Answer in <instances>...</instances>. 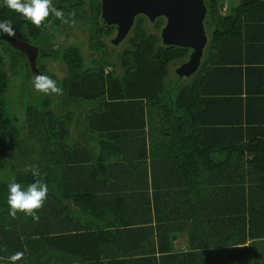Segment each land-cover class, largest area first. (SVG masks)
Segmentation results:
<instances>
[{
	"label": "trees",
	"instance_id": "obj_1",
	"mask_svg": "<svg viewBox=\"0 0 264 264\" xmlns=\"http://www.w3.org/2000/svg\"><path fill=\"white\" fill-rule=\"evenodd\" d=\"M205 5L203 58L172 85L169 66L186 63L190 50L163 47L160 22L151 34L137 19L118 73L79 45L51 43L55 16L37 27L0 5V21L11 20L12 36L38 49L37 69L64 100L28 107L23 129L13 125L8 74L29 64L0 32V172L49 188L33 220L9 215L0 182V264L15 252L23 256L14 264H48L55 253L72 259L66 264H264V249L256 252L264 242V140L256 129L264 120L249 118L241 70L230 59L238 55L237 13L222 15L217 0ZM51 62L63 78L48 72ZM175 234L185 236L186 251L172 250Z\"/></svg>",
	"mask_w": 264,
	"mask_h": 264
},
{
	"label": "water",
	"instance_id": "obj_2",
	"mask_svg": "<svg viewBox=\"0 0 264 264\" xmlns=\"http://www.w3.org/2000/svg\"><path fill=\"white\" fill-rule=\"evenodd\" d=\"M98 1L101 4L100 23L104 27L116 28V35L110 42L112 46H118L125 40L137 16H144L150 23L164 18L165 25L159 36L161 45L190 50L188 61L177 68V75L185 78L195 72L208 44V31L204 24L207 15L205 0ZM4 40L27 57L32 78L41 74L36 68V49L13 43L10 38Z\"/></svg>",
	"mask_w": 264,
	"mask_h": 264
},
{
	"label": "rangeland",
	"instance_id": "obj_3",
	"mask_svg": "<svg viewBox=\"0 0 264 264\" xmlns=\"http://www.w3.org/2000/svg\"><path fill=\"white\" fill-rule=\"evenodd\" d=\"M83 4L85 8L83 7L82 9H84L85 13H94L95 2H93L92 0H83ZM85 13H76L77 18H75L72 23V28L70 27L67 33H56V29H53L52 32H54V35L57 36L59 42L70 44L75 41V43L80 46L81 51L84 53L85 57H93V59L96 58L98 63L100 64L102 60L104 62L109 61L116 66V71L118 73L121 72L118 63V57L121 52H123V50L127 48V43L123 42V44L119 47L113 48L112 46L107 44L106 35L104 37L102 36L100 38H95V33L93 30L94 28L91 22L92 20L88 21ZM107 35L109 37L112 35V33L108 32ZM65 36L66 38H63ZM2 37L3 36H1L0 38ZM97 50H99L98 53L96 52ZM179 66L180 65L178 64H171L169 66V74L166 83L172 85V82L174 80L179 79V76L176 73V70L177 68H179ZM47 67H50L48 72H52L55 77L61 79L65 76V70L61 65L51 62L46 64V68ZM106 67L111 68V65H108ZM40 73L48 76V74H45V72ZM29 76L30 79L27 80ZM8 77V90L5 95V100L10 116L12 118L13 125L19 129H23L24 127L26 109L28 107H32L35 109L41 108L45 100H48V102L50 103V107H56L60 103L63 104L64 102V100L61 101L59 99L57 94H42L39 91L34 90L33 78L30 68L16 67L8 74ZM77 110L80 109L77 108ZM10 180L11 175L8 171L0 172V182L8 184ZM174 247V252H181L178 245Z\"/></svg>",
	"mask_w": 264,
	"mask_h": 264
},
{
	"label": "crops",
	"instance_id": "obj_4",
	"mask_svg": "<svg viewBox=\"0 0 264 264\" xmlns=\"http://www.w3.org/2000/svg\"><path fill=\"white\" fill-rule=\"evenodd\" d=\"M217 4L222 15H228L231 11L237 13L239 25L238 55L230 59L235 58V64L238 61L237 66L241 70V96L244 102L248 103L249 118L252 121L264 120V0H217ZM233 53L234 50L231 55ZM253 126L256 125L253 123ZM256 132L260 133V140H264V129H260V131L256 129ZM256 132L254 131V133ZM148 145V154L155 156L156 139L153 138L148 141ZM252 156L249 154L247 158L251 159ZM148 163L149 160H147ZM66 178L73 181L72 178ZM171 241L173 251L176 245L180 247V251L187 250L188 244L183 234H175L172 236ZM257 248L256 252L262 248L264 249V242H262V245H258ZM38 254V260L41 263L43 261V251L39 250ZM55 254V261L51 260L48 264H66L72 260L58 253Z\"/></svg>",
	"mask_w": 264,
	"mask_h": 264
},
{
	"label": "clouds",
	"instance_id": "obj_5",
	"mask_svg": "<svg viewBox=\"0 0 264 264\" xmlns=\"http://www.w3.org/2000/svg\"><path fill=\"white\" fill-rule=\"evenodd\" d=\"M0 5L18 13L31 24L39 27L42 22L51 14L57 19H63L64 12L51 4V0H0ZM73 15V13H69ZM0 32L9 36L14 35V29L11 20L0 21ZM33 88L42 94L61 93V88L57 82L47 75L38 74L33 77ZM33 177L40 175L39 168L35 164L25 166ZM48 185L40 179H34L31 183L22 185L13 177L7 184L6 204L9 209V215L15 216L17 213H23L30 216L33 220H38L37 210L40 209L47 198ZM23 256V252H15L6 259L10 264H14Z\"/></svg>",
	"mask_w": 264,
	"mask_h": 264
},
{
	"label": "flooded vegetation",
	"instance_id": "obj_6",
	"mask_svg": "<svg viewBox=\"0 0 264 264\" xmlns=\"http://www.w3.org/2000/svg\"><path fill=\"white\" fill-rule=\"evenodd\" d=\"M92 1L95 2V6H94V10L95 11H94L93 14H89V12L85 13L84 9H82L84 7L83 0H51L52 6L58 8V9H61L64 12L63 19H58L56 25H54L53 22H51L50 25H49L48 33L53 35V37H54L51 40V43L54 42V43L59 44L61 46L69 45L67 43L64 44V43L59 42V40L57 39V36L54 35V32H52V30L56 29L55 32L59 33V34L67 33L69 28L70 27L72 28L73 21L75 20V18H77L76 13L80 12L81 14H83V13L86 14V18H87L88 21L92 20L91 22L93 24L94 33L95 32H97V33L100 32L101 37L102 36L104 37L108 32L112 33L111 36L107 37V44L112 46L110 42L116 35V28L115 27H104L100 23V20H99L100 19V13H101L100 1H98V0H92ZM69 13H73V15H69ZM139 18H141L143 20V28H144V30H146L148 33H151V34H157V32L155 30V25L160 22L161 26H160V28L158 30V34H157L158 36H160V31L165 25L164 18H157V19H155L153 21V23H150L147 18H145L144 16L140 15V16H137L134 19L133 26L130 29L127 37L125 38V40L123 42H125L126 39L130 36V34L132 33L133 28L135 27V23H136L137 19H139ZM98 26H99V29H98ZM7 38H10L13 41V43H18V44H21V45H24V46H28V47L34 48V46H32L29 43L24 42V41H22L20 39H17L16 37L12 36V37H7ZM63 38H66V36L63 37ZM123 42L120 43L118 46H112V47L113 48H117L120 45H122ZM70 44H76V43L74 41L73 43H70ZM12 49L15 50L13 47H12ZM34 49H36V48H34ZM36 50L38 51V49H36ZM25 58H26V62L29 64L28 59H27L26 56H25ZM37 59H38V53H37V57H36V61L35 62H37ZM56 64L59 65V63H56ZM36 65H37V63H36ZM36 68H37V66H36Z\"/></svg>",
	"mask_w": 264,
	"mask_h": 264
}]
</instances>
